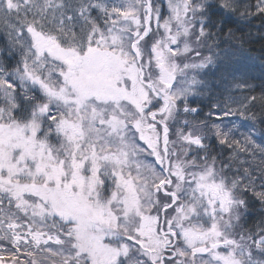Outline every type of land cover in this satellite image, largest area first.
<instances>
[{"label": "snow or ice", "instance_id": "snow-or-ice-1", "mask_svg": "<svg viewBox=\"0 0 264 264\" xmlns=\"http://www.w3.org/2000/svg\"><path fill=\"white\" fill-rule=\"evenodd\" d=\"M0 264H264V0H0Z\"/></svg>", "mask_w": 264, "mask_h": 264}, {"label": "trees", "instance_id": "trees-1", "mask_svg": "<svg viewBox=\"0 0 264 264\" xmlns=\"http://www.w3.org/2000/svg\"><path fill=\"white\" fill-rule=\"evenodd\" d=\"M257 23H258V22H257ZM253 47H254V49H255L254 54H255V55H259L260 44L257 43V44H255Z\"/></svg>", "mask_w": 264, "mask_h": 264}]
</instances>
